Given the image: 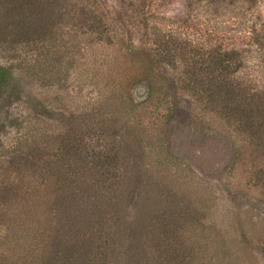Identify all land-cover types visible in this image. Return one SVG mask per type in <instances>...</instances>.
Returning <instances> with one entry per match:
<instances>
[{"label":"rangeland","instance_id":"374dc122","mask_svg":"<svg viewBox=\"0 0 264 264\" xmlns=\"http://www.w3.org/2000/svg\"><path fill=\"white\" fill-rule=\"evenodd\" d=\"M36 1L45 20L48 0ZM210 8L56 0L31 40L0 44L12 75L0 89V264L47 252L50 264H264V146L183 89L175 62L154 58L171 46L165 28L178 40ZM229 8L243 14L237 36L264 38V0ZM102 20L107 33L89 31ZM256 70L264 78V64ZM72 131L86 151L73 160ZM100 152L109 166L94 163ZM21 153L34 166L23 170Z\"/></svg>","mask_w":264,"mask_h":264},{"label":"trees","instance_id":"16d2710c","mask_svg":"<svg viewBox=\"0 0 264 264\" xmlns=\"http://www.w3.org/2000/svg\"><path fill=\"white\" fill-rule=\"evenodd\" d=\"M55 2L56 0L46 1L44 9L47 11L44 20L40 16L43 11L37 10L36 0H0V44L31 40L30 36L50 18ZM201 2L206 8L209 6L211 8L199 14V18L196 16L193 22L185 20L183 22L185 29L178 30L180 31L178 40L173 37L175 32L171 33L172 31L165 28L166 32L163 36H168L165 42L170 43L171 46L165 52H162L165 48L160 50L164 56L154 53V58L168 65H173L175 62L178 66L176 80L178 79L183 89L187 91L191 89L192 95L202 94L204 100L201 101L207 99L203 105L211 102L213 105L210 110L233 124V127L238 128L240 133L245 130L243 127L247 128L244 135L249 144L264 146V78L258 76L256 70L264 64V40H262L264 38H258L257 34L237 36V33H240L237 29L241 28L240 19L243 14H240V11L235 13L229 10L232 0H201ZM199 19L205 23L202 28L197 27L196 22L200 21ZM187 22L190 24L187 25ZM89 31L107 33L108 29L105 21L102 20L98 27L91 26ZM239 37L247 38L246 42L244 44L231 42ZM145 55L142 61L145 64L150 63V57L148 54ZM245 69L249 72H243ZM11 77L9 68L0 63V89L9 85ZM65 138L67 140L66 149L72 160L75 155L78 157L76 149L81 151L84 157L86 151L73 145L75 133L72 131ZM15 156L19 157L17 163L24 167L23 170L34 166L33 163L21 161V159H27L23 153L15 154ZM91 156L92 159L94 158V163L100 167L109 166V160L112 162L105 152L91 154ZM75 164L76 162H73L69 167L74 168ZM263 167L260 166L259 171L264 172ZM70 174L72 173L66 172V175ZM60 194L68 196L65 192H60ZM36 227L41 229L40 233L46 237L54 230L50 223L46 220L41 221L40 218L36 222ZM162 245H159L160 252L165 256L171 246L169 243L165 248ZM48 254L47 252L40 256L39 264H50L52 258ZM65 257L73 258L72 255ZM66 264H70L68 260Z\"/></svg>","mask_w":264,"mask_h":264}]
</instances>
